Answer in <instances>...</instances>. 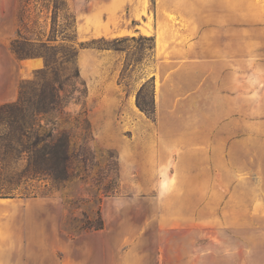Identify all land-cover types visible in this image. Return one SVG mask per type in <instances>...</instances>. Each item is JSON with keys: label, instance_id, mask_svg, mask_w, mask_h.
I'll list each match as a JSON object with an SVG mask.
<instances>
[{"label": "rangeland", "instance_id": "obj_1", "mask_svg": "<svg viewBox=\"0 0 264 264\" xmlns=\"http://www.w3.org/2000/svg\"><path fill=\"white\" fill-rule=\"evenodd\" d=\"M66 5L74 16L75 41L84 44L76 68L84 84L77 90L85 95H74L79 101L68 104L57 124L70 132L72 147L78 149L81 123L87 120L91 164L86 173L78 166L75 172L83 178L75 177L63 187L46 180L30 182L26 188L35 197L15 196L10 205L0 207V247H17L19 254L11 257L40 256L46 264L59 263L73 247L102 246L155 247L164 252L193 248L197 264H264V112L248 118L216 110L225 93L218 79L205 84L208 111L189 107L202 79L188 80L181 64L162 60L155 47L149 50L150 44L141 40L145 36L133 33L141 24L131 20L132 12L148 13L150 24L156 0H66ZM252 22L244 16V25L254 26ZM78 26L85 31L83 37ZM18 30L46 40L50 10L45 1L28 0L24 6V0H0V104L17 99L20 84L34 77L33 62L18 60L10 52ZM103 30L133 34L94 35ZM131 37L135 40L118 45L122 51L111 48L112 40ZM251 69L244 63L243 86L257 84L246 75ZM260 82L262 87L264 78ZM137 98L148 108L153 101L150 118L138 109ZM203 115L215 122L209 142L203 141L198 122ZM251 122L253 128L247 125ZM192 148L198 158L192 170H185L188 182H182L190 183L194 204L181 210L180 218L160 208L155 198L161 184L170 183L164 179L175 178L177 162ZM104 187L109 188L107 195ZM98 217L101 231L84 230ZM42 248L44 254L38 255L42 251L36 250Z\"/></svg>", "mask_w": 264, "mask_h": 264}, {"label": "crops", "instance_id": "obj_2", "mask_svg": "<svg viewBox=\"0 0 264 264\" xmlns=\"http://www.w3.org/2000/svg\"><path fill=\"white\" fill-rule=\"evenodd\" d=\"M168 4L172 6L168 7ZM131 15L132 21L141 24L133 33L153 37L155 50L162 60H171L178 67L181 64L188 80L202 79V82H198L202 86L197 91L195 87L192 94L194 99L189 105L192 110H209L204 103L210 96L205 84L209 79H218L225 93H221L216 110L233 111L248 118L264 112V85L260 87V80L264 78V22L258 21L264 18V0H156L150 24L148 13L144 15L133 11ZM244 16L247 20H254V26L244 25ZM110 33H116V37L133 34L127 30ZM244 53L250 56L244 58ZM244 63L252 66L246 75L258 80L256 85L248 82V86H243ZM198 122L203 127V141L209 142V129L215 124L214 120L203 115ZM247 125L254 127L252 122ZM198 154L194 148L184 152L176 164L174 180L164 179L170 183L168 186L161 184L158 198H155L157 205L168 208L173 216L183 218L180 216L181 210H188L194 204L193 189L187 183L189 178L185 170H192ZM10 201L0 199V207L10 205ZM36 251H42L37 254L43 255L45 248ZM166 251L169 252L155 247H73L64 253L65 257L57 264H197L193 248H170ZM18 254L17 247L1 246L0 264H46V258L40 256L28 259L11 257Z\"/></svg>", "mask_w": 264, "mask_h": 264}, {"label": "trees", "instance_id": "obj_3", "mask_svg": "<svg viewBox=\"0 0 264 264\" xmlns=\"http://www.w3.org/2000/svg\"><path fill=\"white\" fill-rule=\"evenodd\" d=\"M43 1L50 10V31L46 40L42 41L30 31L27 33L35 38L23 36L18 30L10 43V50L18 60L33 62L34 77L20 84L15 102L0 105V199L35 197L26 188L34 181L46 180L51 186L63 187L79 176L75 172L78 166L86 173L91 164L92 154L86 145L91 136L87 120L81 123L83 140L78 149L72 147L70 132L57 124L58 116H66L64 111L68 104L79 101L74 95L78 93L81 98L85 95L84 91L77 90L84 84L76 68L78 51L84 44L75 41V20L66 0ZM25 5L28 0H24ZM58 19L63 23H58ZM134 40L132 37L114 39L110 45L120 52L119 44ZM141 40L147 41L148 49L153 50V37H141ZM90 44L101 49L97 41ZM136 105L148 118L153 115V101L148 108V103L137 98ZM102 192L107 195L109 188L104 187ZM102 229L100 217L96 223L84 226V230L94 232Z\"/></svg>", "mask_w": 264, "mask_h": 264}, {"label": "bare ground", "instance_id": "obj_4", "mask_svg": "<svg viewBox=\"0 0 264 264\" xmlns=\"http://www.w3.org/2000/svg\"><path fill=\"white\" fill-rule=\"evenodd\" d=\"M77 31H78V34H79L80 36L83 37V36L85 35V31L82 29L81 26H78ZM122 33H123V32H122ZM122 33H120V34H122ZM94 35H97V36L103 35V36L108 37V38H116V33H110V32H108L107 30H103V32H96ZM79 38H80V37H79ZM161 42H162V41H161ZM161 42L158 43V45H160ZM163 52H164V51H163ZM161 54H162V53H161Z\"/></svg>", "mask_w": 264, "mask_h": 264}]
</instances>
